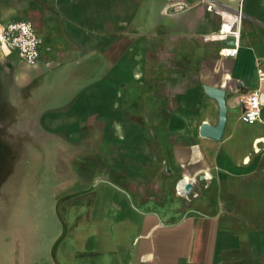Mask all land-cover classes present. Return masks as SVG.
Here are the masks:
<instances>
[{"label":"crops","instance_id":"obj_1","mask_svg":"<svg viewBox=\"0 0 264 264\" xmlns=\"http://www.w3.org/2000/svg\"><path fill=\"white\" fill-rule=\"evenodd\" d=\"M243 8L227 57L199 0H0L42 40L34 66L0 49V264H264V0Z\"/></svg>","mask_w":264,"mask_h":264},{"label":"built area","instance_id":"obj_2","mask_svg":"<svg viewBox=\"0 0 264 264\" xmlns=\"http://www.w3.org/2000/svg\"><path fill=\"white\" fill-rule=\"evenodd\" d=\"M204 3L209 12L220 16L221 23L217 32L206 35L208 41L233 39L232 46H223L219 50L221 56L236 57L239 51L242 21L246 14L243 8L244 0H237V5L227 4L222 0H199ZM175 10H184L186 5H179ZM42 40L29 21L16 20L0 23V49L6 55L13 51L28 65L34 66L39 62ZM264 76L262 77V80ZM242 119L254 123L261 119V89H255L242 97ZM183 185L181 184V187ZM183 188V187H182Z\"/></svg>","mask_w":264,"mask_h":264},{"label":"water","instance_id":"obj_3","mask_svg":"<svg viewBox=\"0 0 264 264\" xmlns=\"http://www.w3.org/2000/svg\"><path fill=\"white\" fill-rule=\"evenodd\" d=\"M206 93L214 98L219 106V120L216 125H210L209 123H203L201 126V135L210 137L215 140H220L226 124L227 117V105L225 100L226 91L221 88L205 86ZM190 185H186V189L189 190Z\"/></svg>","mask_w":264,"mask_h":264},{"label":"rangeland","instance_id":"obj_4","mask_svg":"<svg viewBox=\"0 0 264 264\" xmlns=\"http://www.w3.org/2000/svg\"><path fill=\"white\" fill-rule=\"evenodd\" d=\"M0 89H4L3 91L6 92V93H10V88L5 86L4 83H10V80L12 78V74H7L6 71L4 70L3 66H2V63L3 62H0ZM2 92V91H1ZM1 130V128H0ZM7 137H9V135L7 134H3V133H0V162L2 163L3 162V159L6 157L8 158V161H10V158H11V154H12V150L11 149H5V145H4V141L3 139H7ZM3 141V142H2ZM4 145V147H3ZM2 165H0V180L1 178L3 177V175L6 173V172H9L8 170H5L3 169L2 170ZM4 168H11V166H4Z\"/></svg>","mask_w":264,"mask_h":264},{"label":"flooded vegetation","instance_id":"obj_5","mask_svg":"<svg viewBox=\"0 0 264 264\" xmlns=\"http://www.w3.org/2000/svg\"><path fill=\"white\" fill-rule=\"evenodd\" d=\"M0 165H1V162H0ZM2 167H3L2 170H3V169H6V168H4V166H2ZM3 171H4V170H3Z\"/></svg>","mask_w":264,"mask_h":264},{"label":"bare ground","instance_id":"obj_6","mask_svg":"<svg viewBox=\"0 0 264 264\" xmlns=\"http://www.w3.org/2000/svg\"><path fill=\"white\" fill-rule=\"evenodd\" d=\"M187 181H189V178H187Z\"/></svg>","mask_w":264,"mask_h":264}]
</instances>
